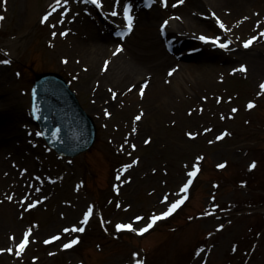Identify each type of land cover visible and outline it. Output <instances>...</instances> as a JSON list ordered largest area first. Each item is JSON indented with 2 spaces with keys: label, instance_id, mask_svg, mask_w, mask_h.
I'll use <instances>...</instances> for the list:
<instances>
[{
  "label": "rangeland",
  "instance_id": "1",
  "mask_svg": "<svg viewBox=\"0 0 264 264\" xmlns=\"http://www.w3.org/2000/svg\"><path fill=\"white\" fill-rule=\"evenodd\" d=\"M85 6L96 10V16L113 20V8L105 2L101 9L83 0H70L67 5L61 0L60 6L51 0H0V15L5 17L0 20V59L12 60L0 64V133L5 134L3 129L13 127L15 120L18 124L14 135L8 131L7 139H0L8 153L3 172L15 173L22 180L10 183L5 193L0 189V248L14 249L0 253V264H135L133 253L137 252L145 264H264V95H258L264 83V6L262 15L252 17L257 22L246 28L226 25L225 30L219 25L196 31L190 48L177 47L186 50L176 56L179 65L166 79V89L146 98L140 92L119 90L114 81L103 82L88 69L78 73L74 69L78 62L65 63L49 51L52 25L65 27L77 8ZM49 12L52 15L44 22ZM118 19L120 26L111 32L115 37L126 31V20ZM201 36L211 39L205 41ZM252 36L257 39L244 47ZM215 37L220 43H231L222 48ZM113 53L107 61L117 59L118 53ZM104 62L94 59L90 64L98 69ZM241 65L248 71L234 73ZM48 71L64 75L96 120L97 142L78 156L59 154L43 135H37L42 131L32 115L31 93L36 73ZM110 88L117 93L116 99ZM250 100L256 101L253 109L247 107ZM147 106L154 109L149 111ZM233 108L239 111L232 112ZM105 109L112 115H106ZM141 110L146 116L137 121ZM205 128L212 131L204 132ZM225 130L230 135L217 141L216 136ZM189 131L200 134L193 139ZM149 137L151 142L146 144ZM132 144L137 147L133 149ZM24 147L31 148V156L23 152ZM199 155L205 159L196 161ZM137 158L139 162L133 163ZM253 160L257 167L250 169ZM225 161V168L217 167ZM196 163L200 171L195 183L183 193L180 189ZM125 164H132L126 172ZM23 186L31 187L30 195ZM165 194L168 202H163ZM182 196L188 197L185 203L143 235L115 228L117 223L130 221L143 227L153 213L166 210L168 203ZM37 200L41 203L27 209L28 203ZM214 204L219 205L215 212ZM90 205H94L93 216L83 225V213ZM202 212L211 214L202 216ZM101 215L110 223H102ZM136 215L145 219L134 221ZM219 224L225 228L218 229ZM72 225L85 227V231L63 232ZM29 226L33 227L31 242L17 256L16 244ZM13 234L16 241L11 239ZM57 234L60 240L44 243ZM76 236L80 242L65 249L63 244ZM233 245L238 246L236 252ZM200 248L205 251L197 256Z\"/></svg>",
  "mask_w": 264,
  "mask_h": 264
},
{
  "label": "bare ground",
  "instance_id": "2",
  "mask_svg": "<svg viewBox=\"0 0 264 264\" xmlns=\"http://www.w3.org/2000/svg\"><path fill=\"white\" fill-rule=\"evenodd\" d=\"M126 1L122 0V2ZM54 2L56 0H51V4ZM104 2L107 8H113L114 0H104ZM132 2L133 15L136 20L133 30L127 35L115 37L111 34L116 27L120 26V20H117V17L122 18V13L114 17L113 20H108L101 15L96 16V10L92 12L85 6L77 8L78 15L74 14L76 19H70L65 27L53 28L52 31L57 32V35H52L48 45L49 51L64 60L67 58L69 64L78 62L77 65L75 64L76 66L74 65V69L78 73L81 68L84 71L88 69L89 73L96 72L99 75L96 74L98 78L103 82L114 81L119 90L126 91L132 85H136L132 90L139 92V89L147 82L148 87L145 89L144 95L141 96L146 98L157 93L160 94L161 90L166 89L165 81L170 75L171 69H177L179 65L176 56L186 50L181 49L180 51L177 50V47L187 46L190 48L193 45V36L196 31H208L211 27L219 26L216 16H219L225 25L246 28L250 22H257L252 17L262 15L261 8L264 6V0H184L180 4L177 3V0H168L167 7L161 0H155L151 7L142 4L141 0H132ZM173 5L176 6L173 7ZM213 12L216 13V16L212 15ZM170 16L174 17L173 20H166ZM164 21H168V24L165 25ZM174 21L177 22L176 25ZM63 25H65V21ZM68 29L70 31L67 36L59 35L60 32ZM119 45H123V50L118 53L116 60L108 61L107 70L104 66L95 69V66L90 64L94 59L107 61ZM210 53L214 55V52ZM176 83H180V81H176ZM146 109L150 111L154 108L147 106ZM14 122L13 127L11 125V127L3 129L5 134L0 133V139L6 138L8 131L15 134V126L18 124H16V120ZM139 124L142 126L141 122ZM23 139L24 136L21 135V140ZM25 140L29 139L25 137ZM26 141H21V144L26 145ZM7 142L10 146L14 145L8 140ZM23 149V152H27L31 156V148L24 147ZM32 150L35 153L34 149ZM7 155L8 153L5 152L0 141V186H2L0 189L4 193L7 191V186L14 180L16 184L22 182L15 173L3 172L4 167L8 164ZM23 188L30 190L28 195L31 194V187L23 186ZM15 190L21 191L22 187H16Z\"/></svg>",
  "mask_w": 264,
  "mask_h": 264
},
{
  "label": "snow or ice",
  "instance_id": "3",
  "mask_svg": "<svg viewBox=\"0 0 264 264\" xmlns=\"http://www.w3.org/2000/svg\"><path fill=\"white\" fill-rule=\"evenodd\" d=\"M70 0H63V4L64 5H67L69 4ZM83 2L85 4L87 3H92L96 6H98L99 8L103 9L104 8V0H83ZM184 0H177V3L180 4V3H183ZM5 3H7V0H5ZM155 3V0H149V3H148V6L151 7L152 4ZM163 3H164V6L167 7L168 6V0H163ZM56 5L57 6H60L61 5V0H56ZM176 5H173V7H175ZM56 11V8H53L52 9V12H55ZM67 11H70L67 10ZM52 12H49L47 13L44 17H43V20L44 22H47L48 21V18L49 16L52 15ZM121 13L123 14V17L124 19L126 20L127 24H126V31L124 32H118L117 35H127V33H130L132 30H133V27H134V23H135V20H136V17L133 15V2L132 0H127L126 3L122 2V0H114V5H113V9L112 11L110 12V15L115 17V16H119L121 15ZM108 13H106L107 15ZM78 15V14H77ZM213 16H216V13L213 12L212 13ZM5 17L3 15H0V20H4ZM73 20L76 19L75 16L72 17ZM216 19L217 21H219L220 23V27L221 28H224L225 30H228L227 29V26L224 24V22L222 20H220L219 16H216ZM245 19H247V17H245ZM59 23L63 24L64 21L63 20H60ZM164 24L167 25L168 24V21H164ZM258 25H259V22H258ZM52 27L55 29L56 28V25L53 24ZM69 31L70 29L68 30H65L63 32H60L59 35L61 36H67L69 34ZM52 35L53 36H56L57 35V32L53 31L52 32ZM261 35H264V32L261 33ZM201 39L205 40V41H208L209 39H211L210 37L208 36H201L200 37ZM215 43L219 44L220 47L222 48H227L229 46V44L231 43V40H228L227 43H220V38L219 37H215ZM257 39L256 36H252L250 37L248 40H246L244 42V47H249L253 44V42ZM123 50V45H119L117 48H116V51L113 53V55L121 52ZM65 63H67V58H65ZM12 63V60L11 58H8V59H0V64H3V65H8V64H11ZM105 70H107V67H108V61L105 62ZM176 69L173 68L171 69L170 73L171 74L172 72H175ZM247 72L248 71V68L246 65H241L238 69H233V72ZM16 75H20L19 72L16 73ZM221 79H223V76H221ZM136 85H132L131 88H129V91H132L133 88H135ZM148 87V83L145 82L144 85L139 89V92H140V95L143 96L144 93H145V89ZM259 88L261 89V91L258 93V95H264V83H261L259 85ZM110 92H112V98L113 99H116L117 97V93L114 92L111 88L109 89ZM205 99H207V97H205ZM232 98L229 97V100H231ZM247 107L249 109H253L256 107V101L255 100H250L247 104ZM34 111L36 112H39V108L34 106ZM201 111H203V109L201 108ZM232 112H237L239 111V109L237 108H233L231 110ZM105 114L108 115V116H111V112H109L107 109H105ZM143 110H141L140 114L137 115L135 117V120L139 121L142 119L143 117ZM223 116V114H222ZM136 129H133V131H135ZM59 131V130H57ZM212 131V129L210 128H205L204 129V132H210ZM200 133L198 132H192V131H189L187 133L188 137L190 138H193L195 139ZM37 135H43V133H37ZM227 135H230V133L228 131H223L220 135L216 136V140H222L225 136ZM151 137H149L148 139H146L144 142L147 144V143H150L151 142ZM215 141H209V143H214ZM131 147L133 149H135L137 147V145L135 144H132ZM121 149H123V145L120 146ZM129 155H131V153H129ZM205 159V157L203 155H199L196 157V161H203ZM139 162V158H137L136 160L133 161V163H138ZM227 166V161L223 162V163H220L217 165L218 168H225ZM132 167V164H125L123 165V171H127L128 169H130ZM187 167V165H186ZM257 167V161L253 160L250 165H249V168L250 169H255ZM28 169H24L23 172H27ZM153 171H155V169H153ZM200 171V164L199 163H196L193 167V170L189 171L188 172V179H187V182L183 184V186L181 187L180 191L183 192V193H186L189 189V187L192 185L193 183V179L194 177L197 176L198 172ZM39 179V178H37ZM51 179V178H50ZM117 180H120L121 179V174L118 173L117 174V177H116ZM130 179V177L128 178ZM84 182L81 181L79 184L76 185V188L77 190H79V188L81 187V185L83 184ZM242 183L246 184L247 182L246 181H242ZM116 191L119 192L120 191V186L117 185L116 186ZM8 199H12L11 196L8 197ZM44 199H47V197H45ZM188 199L187 196H182L178 199H175L173 200L172 202L168 203L167 205V208L166 210L164 211H161L159 212L158 214L157 213H153L150 218L145 221V224L143 227H137V226H134V223L132 221L128 222V223H124V222H120V223H117L115 225V228L118 229V230H130L132 232H137L141 235H143L144 233L148 232L150 229H152L154 227V225L162 220V219H165L169 216H171L178 208H180L184 203L185 201ZM213 200H215V196L212 197ZM24 200L27 201L28 200V197L25 196L24 197ZM169 201V196L167 194H165L163 196V202H168ZM41 201L40 200H37L35 201L34 203H28L27 204V209H31V208H35L37 204H40ZM66 203H71L70 201H67ZM22 207H24V205L22 204L21 205ZM117 207H120L121 205L120 204H117L116 205ZM128 207L130 208L131 205H128ZM219 207L218 204H214L212 205V211L215 212L216 209ZM93 210H94V205H90L88 208H87V211H85L83 213V220L81 221V224L83 225H87L90 221V218L93 216ZM211 213H208V212H202L201 215H210ZM21 215H23V213H21ZM145 218L141 215H136L134 217V221H143ZM191 219V217H190ZM101 222L102 223H110V222H107V221H104V218L103 216L101 215ZM228 223H231V221H229ZM225 228V224H219L218 225V229H224ZM107 230V229H106ZM85 231V227H77L76 225H72L71 228H64L63 229V232L64 233H69V232H79V233H83ZM33 235V227L32 226H29L27 228V230L23 233L22 235V239L19 240V242L16 244V249L15 250V255L17 256H21L24 254V252L26 251L28 245L30 244V237H32ZM209 236L212 235V233H208ZM11 239L13 241H16V236L13 234V236L11 237ZM61 239V235L57 234V235H52L48 240H45L44 243L48 244V243H51L53 241H56V240H60ZM80 236H76L74 237L73 239H70L67 243L63 244V247L65 249H68V248H71L73 247L74 245L78 244L80 242ZM237 248L238 246L237 245H233L232 247V251L233 252H236L237 251ZM205 249L204 248H200L197 252H196V255L197 256H200V254L202 252H204ZM3 252H14V249L12 247H8V248H0V253H3ZM134 256L137 257V259H135V264H145V261L143 259H140V253L137 252V253H133ZM35 259V258H34ZM205 264H206V261H205Z\"/></svg>",
  "mask_w": 264,
  "mask_h": 264
},
{
  "label": "water",
  "instance_id": "4",
  "mask_svg": "<svg viewBox=\"0 0 264 264\" xmlns=\"http://www.w3.org/2000/svg\"><path fill=\"white\" fill-rule=\"evenodd\" d=\"M32 97L33 114L50 146L60 154L77 156L94 145L96 123L63 75L58 72L37 74ZM34 106L39 112L34 111Z\"/></svg>",
  "mask_w": 264,
  "mask_h": 264
}]
</instances>
